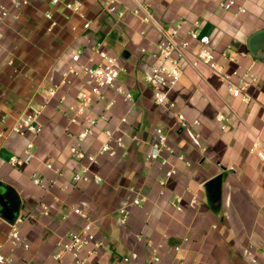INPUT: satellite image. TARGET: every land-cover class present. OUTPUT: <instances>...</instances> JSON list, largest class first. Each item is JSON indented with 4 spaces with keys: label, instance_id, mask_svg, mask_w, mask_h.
Segmentation results:
<instances>
[{
    "label": "crops",
    "instance_id": "0c3cea01",
    "mask_svg": "<svg viewBox=\"0 0 264 264\" xmlns=\"http://www.w3.org/2000/svg\"><path fill=\"white\" fill-rule=\"evenodd\" d=\"M28 1L19 20L0 23V118L8 115L11 124L43 106L38 119L43 130L0 141V253L9 259L0 264H76L69 253H62L58 263L53 259L68 235L87 223L74 213L75 207L85 211L104 241L99 254H82L84 264H150L155 250L160 264H264V160L249 151L256 136L264 144V58L252 55L264 51V0H236L247 9L240 14L222 8L221 0H142L146 12L137 13L135 1L118 0L123 16L110 14L100 0H74L83 3L89 29L65 8L66 0L59 5ZM147 12L164 27L181 24L183 37L200 21V32L210 36L220 64L231 70L236 64L227 58L237 56L243 68L253 65L258 77L250 86L253 101L233 97L209 67L186 64L170 93L174 107L157 105L145 76L160 32L144 20ZM192 48L198 45L193 42ZM97 49L117 58L122 69L117 84L132 93L133 101L105 88L89 107L91 115L102 117L81 149L98 153L106 129H117L123 145L116 156L82 161L101 182L75 183L72 175L79 164L70 149L79 144L83 125L72 121L71 107L79 91L89 87L83 74L68 70L76 52L82 54L81 63L92 57L98 61ZM179 113L186 118L184 127ZM219 115L226 117L225 129ZM157 127L175 149L174 154L164 153L166 165L161 158H148ZM29 142L34 144L32 160L12 166L10 158L24 155ZM46 163L67 172L57 177ZM169 168L176 174L166 179ZM35 172L56 184H34ZM134 199L140 203L133 204ZM16 216L27 217L20 231L29 248L10 241Z\"/></svg>",
    "mask_w": 264,
    "mask_h": 264
},
{
    "label": "built area",
    "instance_id": "2783aa9c",
    "mask_svg": "<svg viewBox=\"0 0 264 264\" xmlns=\"http://www.w3.org/2000/svg\"><path fill=\"white\" fill-rule=\"evenodd\" d=\"M52 1L55 5L62 3L61 0ZM100 1L110 14L119 16L124 15L125 12L121 10L118 0ZM133 1L139 6L138 10H135L136 13L139 10H145L146 12L147 5H144L142 0ZM28 4V0H11L10 5L0 4V23H3L8 19L19 20L23 8ZM64 6L73 15H77L83 20L84 29H89L91 27L83 3L74 0H66L64 1ZM220 6L227 11L236 10L237 14L245 13L247 11L246 7L238 5L236 0H221ZM46 16L49 18L52 17L50 12H47ZM144 20L149 23H155L160 32V36L154 43L152 51H149L152 61L150 69L145 76V81L152 89L153 98L157 105L168 108L174 107V103L170 99V93L180 82L183 75V68L186 64H189L193 68H198L201 65L209 67L219 75L224 83L227 84L233 97L238 98L247 104L253 101L254 98L250 93V86L258 79L254 66L250 65L243 68L239 63L237 56L227 58L228 63L236 64L231 70L227 69V64H220L211 44L210 36L200 32V21H194L192 27L187 32V37H183L181 35V24L164 27L148 12L144 17ZM144 33L145 32L142 31V34ZM193 42L198 45L197 49L192 48ZM147 50L148 49L143 48L142 52L146 53ZM95 54L99 56L98 61L92 57L89 59L88 63H81L82 54L81 52H76L72 56L73 63L68 70V73L76 75L83 74L86 77V84L89 87V89H81L79 91L77 95V103L71 107L75 112L72 121L83 125L78 134L79 144L72 146L70 149L71 159L79 164L78 169L75 170L72 175V179L75 183L90 180L101 182L103 180L102 177L98 174L91 176L89 165L82 164V161L86 160L89 163H94L97 161L99 155L116 156L118 154V148L123 145V136L117 129H106L103 131L105 139L98 153H87L81 149L80 144L88 137L95 134L99 119L102 117V115H91L88 112L89 107L98 97L100 98L102 96V90L105 88H111L118 93H121L126 101H133L132 93L120 88L117 84L122 71L117 58L100 49L95 50ZM50 93L51 95H55L56 90H53ZM112 104L113 102H110V105ZM42 112L43 106L32 108L28 113L18 117L11 124L9 123L8 115L1 116L0 122L3 126L0 127V141L10 134H40L43 127L40 125L38 119ZM177 116L181 126H186L187 122L184 114L179 113ZM125 120L126 119H123V121ZM224 120H226L224 115L217 116V121L221 124L222 129H225V125L222 124ZM193 123L195 125L200 124L198 120H195ZM155 136V140L151 143L148 158L152 161L161 158L162 164L166 165L168 161L167 158L163 157L164 153L174 154L175 149L169 143L168 136L162 127H157L155 129ZM33 148V142H29L24 155L12 156L10 158V164L14 167H22L28 164L34 157ZM249 151L264 160V144L260 136L255 137ZM180 157L182 158V156ZM46 167L50 170H54L57 177H62L67 172L65 168H55L52 163H46ZM174 174H176L175 169H167L165 173L166 179L172 177ZM31 178L34 184L45 188L56 184L55 179L46 182L36 172L32 174ZM165 183L166 181L163 180L162 184ZM139 203V199L133 200V204L138 205ZM73 211L74 213L85 217L87 223L81 230L70 233L67 240L60 244L62 251L53 255V259L56 263L61 260L62 253H69L76 259V264H84L85 258L82 256L84 252L90 255H97L104 246V241L97 238L93 229V222L87 217L85 211L80 207H75ZM121 213L124 215V218L127 217L126 209H122ZM26 219V216H18L12 224L10 241L14 246H23L24 248L30 247V242L20 231L21 225ZM246 255L251 256L252 252L247 250ZM7 261H9L8 257L0 253V263H5ZM253 261H256V259L254 258ZM160 262L161 256L157 250H155L150 264H160Z\"/></svg>",
    "mask_w": 264,
    "mask_h": 264
},
{
    "label": "water",
    "instance_id": "95a60500",
    "mask_svg": "<svg viewBox=\"0 0 264 264\" xmlns=\"http://www.w3.org/2000/svg\"><path fill=\"white\" fill-rule=\"evenodd\" d=\"M255 54H258V55H257L258 58H264V51H262V50H259L257 53H255L254 51H252V55L255 56ZM17 217H18V216H16V219H17ZM16 219H15V220H16ZM14 222H15V221H14ZM14 222H13V223H14Z\"/></svg>",
    "mask_w": 264,
    "mask_h": 264
}]
</instances>
